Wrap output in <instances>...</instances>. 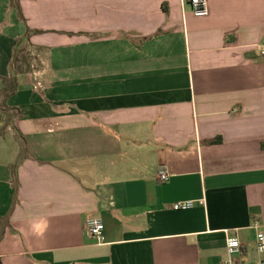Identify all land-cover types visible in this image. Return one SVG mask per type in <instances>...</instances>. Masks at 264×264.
<instances>
[{"label": "crops", "instance_id": "0c3cea01", "mask_svg": "<svg viewBox=\"0 0 264 264\" xmlns=\"http://www.w3.org/2000/svg\"><path fill=\"white\" fill-rule=\"evenodd\" d=\"M208 1L0 0V93L28 28L42 55L0 109L1 264H222L229 238L257 259L264 0Z\"/></svg>", "mask_w": 264, "mask_h": 264}, {"label": "built area", "instance_id": "2783aa9c", "mask_svg": "<svg viewBox=\"0 0 264 264\" xmlns=\"http://www.w3.org/2000/svg\"><path fill=\"white\" fill-rule=\"evenodd\" d=\"M188 2L193 15L196 18H205L209 16V1L208 0H185ZM262 55L264 56V45L262 46ZM159 180L166 183L170 180L168 172L162 170L159 173ZM192 202L179 203L172 206V210L182 211L192 208ZM86 230L90 237L102 244L105 241L104 237V224L98 219H91L86 223ZM254 228L257 230L256 235V255L257 259L249 260L248 252L245 246L239 239H227V252L228 256L222 264H264V231L258 222L255 223Z\"/></svg>", "mask_w": 264, "mask_h": 264}, {"label": "trees", "instance_id": "16d2710c", "mask_svg": "<svg viewBox=\"0 0 264 264\" xmlns=\"http://www.w3.org/2000/svg\"><path fill=\"white\" fill-rule=\"evenodd\" d=\"M17 7H18L20 18L24 22H26V20L24 19L21 7L19 5ZM31 33L32 32L28 28L24 39L19 42L18 48L15 51L13 63L11 65L12 74L8 79L5 80L4 90L0 93V100L3 98V101L2 102L0 101V109L4 110V111H8V112H10V111L15 112L16 116H20V111L16 110V109L9 110L6 108L5 104H6V101L8 99H10L12 96H14L18 91V88H19L18 76L21 74H26L32 70L31 64L27 66L26 70L24 68L25 65H27V62L29 59L27 56L24 55L25 49H23L24 45H27L28 47L31 46L30 45V34ZM37 33H40V32H37ZM14 129H15L16 134L19 137V139L23 142L24 139H23V136L18 129V126L14 125ZM23 158H24V156H21L19 158V161L17 162V164L15 165V167L13 169V174H14L13 187L15 190L13 207H15V205L17 204V202L19 200V188H20L19 185L20 184H19V177H18V167H19L21 161L23 160ZM4 234H5V226L3 225L1 227V231H0V242L2 241V239L4 237ZM0 264H1V262H0Z\"/></svg>", "mask_w": 264, "mask_h": 264}, {"label": "rangeland", "instance_id": "374dc122", "mask_svg": "<svg viewBox=\"0 0 264 264\" xmlns=\"http://www.w3.org/2000/svg\"><path fill=\"white\" fill-rule=\"evenodd\" d=\"M23 49H25V53H24V55L25 56H27L28 57V62H27V65H25V70L27 69V66L28 65H32L33 64V62L35 63L34 65L35 66H38V65H40L41 64V62H40V60L41 59H39V57H37L38 55H41V54H39L38 52H37V50H35L34 48H32V47H28L27 45H24V47H23ZM34 51H36L37 53H34ZM32 53L34 54V55H32ZM35 54H36V56H35ZM21 55V54H20ZM22 56V55H21ZM42 56V55H41ZM36 60V61H35ZM37 62V63H36ZM32 70H33V68H32Z\"/></svg>", "mask_w": 264, "mask_h": 264}]
</instances>
